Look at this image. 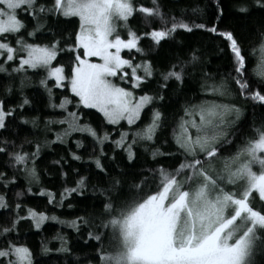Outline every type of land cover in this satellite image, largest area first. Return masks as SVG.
I'll list each match as a JSON object with an SVG mask.
<instances>
[{
	"label": "snow or ice",
	"instance_id": "obj_1",
	"mask_svg": "<svg viewBox=\"0 0 264 264\" xmlns=\"http://www.w3.org/2000/svg\"><path fill=\"white\" fill-rule=\"evenodd\" d=\"M0 264H264V0H0Z\"/></svg>",
	"mask_w": 264,
	"mask_h": 264
},
{
	"label": "trees",
	"instance_id": "obj_2",
	"mask_svg": "<svg viewBox=\"0 0 264 264\" xmlns=\"http://www.w3.org/2000/svg\"><path fill=\"white\" fill-rule=\"evenodd\" d=\"M146 2H147V0H146ZM197 39H201V38L198 37ZM202 43H203V45H204V47H205V59H206V61L209 62V63H208L209 68H210L211 70H215L217 67L222 66L223 62L220 61V60L217 58L215 52L213 51V46L211 45V43H210L209 41H207V40H203ZM28 91H31V90H28ZM38 107H41V106L38 105ZM54 158H56L55 154L49 156L48 159L45 161V163L41 165V170H43L45 164H46L49 168H51V167H52V165H51V160L54 159ZM45 179H47V178H45ZM48 187H54V186H52V185H48ZM78 199H79V198H78ZM44 200H45V198H43V197H35V198H31V199H30V206H32L36 201H39V202H41V209H43V204H42V202H43ZM69 211H71V210L66 209V208H65V209H56V212H57L58 214H59L60 212H69ZM50 223H51V222H50ZM46 227H47V231H46V232H42V233L39 234V235H36V234H34V232H30L27 228H25L23 231H24L25 233H27V236H26L27 242H28L31 246H33V247H37L38 244H39V242H40V240H41L43 237H48V238H50L52 235L55 234V231L57 230V228H58L59 226H58V225H55V224H52L51 227H48L47 225H46ZM66 231H69V232H70V230H66Z\"/></svg>",
	"mask_w": 264,
	"mask_h": 264
}]
</instances>
